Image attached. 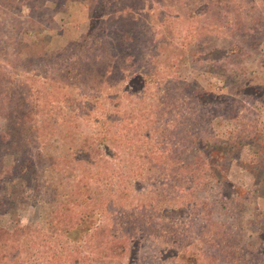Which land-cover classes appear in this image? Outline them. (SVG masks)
<instances>
[{
    "label": "rangeland",
    "instance_id": "rangeland-1",
    "mask_svg": "<svg viewBox=\"0 0 264 264\" xmlns=\"http://www.w3.org/2000/svg\"><path fill=\"white\" fill-rule=\"evenodd\" d=\"M105 1L0 0V171L10 174L2 184L0 225L30 220L27 245L34 244L33 251L43 257L70 248L65 233L83 217L74 238L84 245L81 251L89 248L100 256L105 245L95 247L104 238L87 239L103 217L111 220V213L96 212L91 201L83 203L90 200L87 195L115 201L117 209H111L119 212L122 205L128 210L138 203L150 212L151 203L167 206L172 219L186 218L195 213L188 184L176 180L174 191L159 188L162 176L178 170L175 165L159 167L155 154L178 157L179 162L199 154L211 174L191 189L205 212L182 225L179 244L167 236V220L156 218L163 232H138L121 263L175 264L188 258L183 243L193 249V264H264V0H113L107 7ZM91 24L93 49L86 47L91 54L85 60H72L78 86L70 85L64 72L57 73L60 65L52 68L53 58L43 52L79 41ZM29 25L42 33L38 43L19 31ZM37 72L41 111L31 133L20 122L26 90L7 80ZM111 83L118 91L131 92L120 108L140 114L132 123L147 137L137 147L140 134L132 135V142L117 148L114 114L102 106L108 121L99 139L112 155H123V176L114 158L98 165L88 161L84 136L91 128L79 110L87 106L85 85L97 92ZM158 142L161 146H155ZM29 159L36 166L23 172ZM132 170L139 173L137 183ZM7 245V264H21L32 251L27 247V255L14 257L12 241Z\"/></svg>",
    "mask_w": 264,
    "mask_h": 264
},
{
    "label": "trees",
    "instance_id": "trees-1",
    "mask_svg": "<svg viewBox=\"0 0 264 264\" xmlns=\"http://www.w3.org/2000/svg\"><path fill=\"white\" fill-rule=\"evenodd\" d=\"M18 1V0H17ZM23 1L22 3H26L27 0H20ZM62 1V0H60ZM65 0H63L64 2ZM106 2V1H105ZM113 0H107L104 5L107 6H112L113 5ZM27 9H30L26 5ZM30 11V10H29ZM28 12V11H27ZM41 12V11H40ZM102 11H99V13L96 14L95 16V22L100 20V14ZM28 16V21L30 22V19L33 21L34 17L30 15V13L27 14ZM35 21H33L34 23ZM37 27H40L39 24H37ZM93 26L92 24L88 26V28L85 30V33H83L79 37V41H73L69 40V43L64 46L63 49H56L54 52H43V54L47 57L48 60L50 61V65L53 68L54 63L59 64L56 68L57 73L60 75V72H64L66 76L64 79L69 83V82H74L73 84L78 86L77 82L78 79L76 78V70H75V63L72 62V60L75 58L76 60H79L80 58L89 57L91 53H89L86 49L90 48L89 41L93 37L94 33L92 32L94 29H91ZM20 32H22L25 36L29 35L35 40L37 43L40 41V36L42 33L36 29L35 27H31L30 25L28 27H24L23 30L20 29ZM74 45V51L71 52L70 50L72 49V45ZM46 47H49V44L46 43ZM91 48L93 49V44H91ZM84 50V51H83ZM70 52V53H68ZM80 52V53H79ZM84 53L83 55H81ZM81 56V57H80ZM83 56V57H82ZM12 64L7 61L6 63V68L8 70V73H12V69H9V66ZM55 69V68H54ZM44 70V68L42 69ZM39 76L40 73L36 74H18V77L16 75H13L11 78H9L7 81L9 82L8 85H12L13 83L11 82H18L21 87H23L25 91V96L22 98V104L26 105L24 111L21 112V118L22 120V127L27 128L31 133H35V117L39 115V112L41 111V105L38 104V94H37V86H38V81H39ZM71 85V83H69ZM92 85H85L84 86V95L86 96L85 98V104L87 106L84 107H79L80 113L82 114L83 118L87 119V121L90 123V131L88 132V135L84 136V139L86 140V147H87V158L88 161L91 159H94L95 162L93 163L94 165L98 164H104L109 162L110 159L117 160L118 161V166L122 172V174L118 170L119 176H123V174H126V172L121 169L120 163H123V155L116 153V151L113 152V155L108 151L107 146L105 145L104 142H101L99 139V135L105 130H107V122L108 121L106 116L101 115L103 112V107L106 106V108L110 112L107 111L108 114H114V117L112 119V125H117L115 131H113V136L114 138V145L121 149L122 146L125 145V143L132 142L134 139L135 135H139L136 141L137 147L138 144L141 143H146L145 140H147L145 132H141L142 128H140V132L137 129V126L132 123V120L135 118H141L140 114L134 113L133 111L130 112L129 109H127L126 106L120 108V103L122 102L121 100L128 101L127 99L129 98L131 92L130 91H118L117 88L113 85V83L107 85L103 91H97V92H92L91 87ZM80 87V85H79ZM94 88V87H93ZM39 89V87H38ZM124 92V93H123ZM35 96L32 97V96ZM82 102H80L81 104ZM45 106L51 104V103H43ZM42 104V105H43ZM100 105L99 108L96 106ZM49 105L48 107H50ZM186 107H189V105H186ZM197 107L196 104H194V108ZM116 111V113H114ZM105 117L107 119H105ZM85 119V120H86ZM138 123V122H137ZM139 124V123H138ZM28 127H27V126ZM205 131H208L206 129ZM208 134L211 136V134L205 132V135ZM132 135H134L132 137ZM200 143H201V138L199 139L198 142V149L200 148ZM159 144V145H158ZM155 146H161V143L158 142ZM177 149L176 145L173 148V151ZM201 149V148H200ZM172 150V148L170 149ZM75 150L72 151L74 153ZM120 151V150H119ZM153 152V151H152ZM154 155V152L152 153ZM167 154V153H166ZM169 154V153H168ZM158 156V161L160 164H162L159 167H163L166 165H175L176 169L178 170L177 173L174 174H166L162 176V181L160 182L159 188L164 191L166 190L167 186H169V190L172 189L174 191V182L176 180H179V182H186L188 184V189L190 194V200L191 198L193 199L190 204V206H193L195 213L193 212V215H188L186 218H180L178 219H172L171 216L167 215V206L164 207H155V205H152L151 203L149 204V207L151 206V211L148 212L145 208V204L138 203L136 206H130L128 210H125L124 206H121V212L117 209V207L114 205L115 201H111L109 199H104V201H96L93 195H87V197L90 198V200H83V203H86L89 205L91 201V206H93V210L96 212H104V210L108 209L109 212L111 213L109 216L111 220L107 222L108 219L106 217L102 218V221L97 223L93 227V229L90 230L91 235L87 239V241H93L96 237L102 236L101 243H98L95 248H99L102 244L105 245L102 249H104V252L100 254V256H97L93 250L89 249L85 253L84 251H81L84 245L82 243H79V240L74 238L75 235V229L76 227L80 224V221L83 219V217L78 218V222L75 221V224L71 229L66 231V237L70 240L71 243L68 242V248L69 250L67 251V248L63 252L59 253H47L46 255H43V257L40 255V252L34 249V244L33 245H27V236H28V231L31 228V223L30 220H28L27 223L20 224L19 222H16L15 225L11 224L8 222L6 225H0V264H7L5 263V259H7L8 255L6 254L7 250V243L9 240L12 241L13 246H14V257H18L21 253L25 252L26 248L32 249L29 253V256L23 257L21 260V264H114L113 261H115L116 258L119 259V262L117 264H125L121 263L122 258L127 259L128 255V245L129 243H132L137 240L136 235L138 236V232H144L145 230L152 231L154 234H160L162 232L158 231L157 226L158 223H156L154 220L158 217H163L167 221L165 223V228L166 232L169 233L167 236H170L169 238H174V242H182V238L179 237L178 233L180 232V229L182 225L186 224H191L194 216L197 217L196 214L200 210H203L205 212L206 208L203 204V202L197 198V196L194 197V191L191 189L193 186L198 188L201 184L202 179L204 178L205 175L211 174L210 171V165L206 162L205 159H203L199 154L195 155L193 160L191 161L190 159L179 162L178 157H172L169 155V157L163 155L162 153L155 154ZM153 159L155 157L153 156ZM143 160H145V156L143 157ZM93 162V161H92ZM124 162L126 163L127 160L124 159ZM25 169H22L23 172L25 171H31L34 170L33 168L36 166L34 162L29 159L25 161ZM9 172V171H8ZM6 169H2L0 171V199L3 198V191H5L4 186L2 185L3 183L6 185L5 180L10 176L8 174ZM138 172V171H137ZM137 172H134V170L131 171L130 176H132V179L137 183L138 179V174ZM142 175V171H141ZM215 175V174H214ZM95 176V175H93ZM93 178V177H92ZM126 180L128 182H132V180L128 177L125 176ZM91 179V177H89ZM125 181V179H124ZM126 182V181H125ZM154 182L151 186V188L156 187ZM195 184V185H194ZM162 185V186H161ZM177 187V186H176ZM89 190V189H88ZM153 191V190H151ZM164 194V193H163ZM5 197H9L8 195L5 194ZM163 200H165L164 197H162ZM130 205H133L130 203ZM189 206V207H190ZM111 207L115 209H111ZM185 220V222H184ZM165 222V221H163ZM184 222V223H183ZM183 223V224H182ZM72 223L69 224V226ZM22 235V236H21ZM71 235V236H70ZM21 236L22 238H19ZM111 237L107 238V237ZM16 237V238H15ZM60 240V239H59ZM182 246L185 247V255H188V258L182 257V259L178 260V263L175 264H193L194 262L189 258H192L193 255V249H189L182 243ZM93 248V247H90ZM22 249V251H21ZM25 249V250H24ZM27 255V254H26ZM176 257V255H174ZM117 259V261H118ZM9 263V262H8Z\"/></svg>",
    "mask_w": 264,
    "mask_h": 264
},
{
    "label": "clouds",
    "instance_id": "clouds-1",
    "mask_svg": "<svg viewBox=\"0 0 264 264\" xmlns=\"http://www.w3.org/2000/svg\"><path fill=\"white\" fill-rule=\"evenodd\" d=\"M26 222V221H25Z\"/></svg>",
    "mask_w": 264,
    "mask_h": 264
}]
</instances>
